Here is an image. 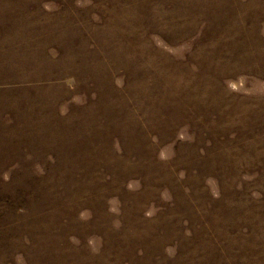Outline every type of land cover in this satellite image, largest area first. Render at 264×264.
Segmentation results:
<instances>
[{
  "label": "rangeland",
  "instance_id": "rangeland-1",
  "mask_svg": "<svg viewBox=\"0 0 264 264\" xmlns=\"http://www.w3.org/2000/svg\"><path fill=\"white\" fill-rule=\"evenodd\" d=\"M0 264H264V0H0Z\"/></svg>",
  "mask_w": 264,
  "mask_h": 264
},
{
  "label": "trees",
  "instance_id": "trees-1",
  "mask_svg": "<svg viewBox=\"0 0 264 264\" xmlns=\"http://www.w3.org/2000/svg\"><path fill=\"white\" fill-rule=\"evenodd\" d=\"M204 33H205V32H204ZM65 191H66V190H65ZM66 192H68V191H66ZM67 194H69V192H68ZM57 198H58V199H56L57 201H59V199H60V200H62V199H63V198H62L60 195H58V197H57ZM53 199H54V198H53ZM56 200H55V201H56Z\"/></svg>",
  "mask_w": 264,
  "mask_h": 264
}]
</instances>
